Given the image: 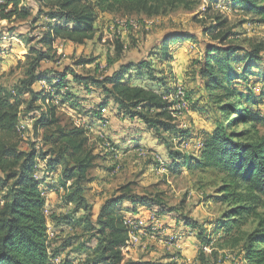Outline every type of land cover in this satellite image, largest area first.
Here are the masks:
<instances>
[{
    "label": "trees",
    "instance_id": "16d2710c",
    "mask_svg": "<svg viewBox=\"0 0 264 264\" xmlns=\"http://www.w3.org/2000/svg\"><path fill=\"white\" fill-rule=\"evenodd\" d=\"M0 1L3 3L0 5V21L12 24L30 16V10L19 7L21 0ZM38 1L41 9L33 23H38L43 31L39 41L42 49L29 50L35 57L29 63L26 79L20 80L11 91L0 87V191L5 192L0 209V264H55L54 259L58 258V264H154L143 260L125 261L122 250L128 237L124 218H144L141 215L143 212H154L160 219L165 214L163 208H154L152 201L133 195L127 186H123L103 202L94 221H89L92 217L91 205L85 198L82 183L88 182L96 157L87 149V131L75 126L68 131L59 127L56 117L59 107L74 109L77 114L81 112L89 121L100 122V127L109 125V120L103 115V110L109 109L112 117L134 124V128L129 129L132 135L121 138L127 149H141L136 143L138 135L150 133L167 151L170 169H213L224 174L228 184L221 189L219 200L226 203L229 209L221 224L220 219L215 221V232L232 231L235 226L247 223L251 215H256L260 206L264 207V137L244 140L249 131L236 132L240 123L249 124L251 128L264 123V116L257 109L258 103L244 106L233 87V84L247 83L258 66L256 70L264 76L261 45L248 53L235 46H204L195 81L197 93L212 109V129L192 139L188 131H177L172 124L170 105L164 99L174 92V88L169 87L167 78L152 65L154 60L160 64L172 63L169 45L193 39L194 35L190 33L163 35L147 57L123 61L102 79L83 77L69 69L52 74L38 71L41 62L50 60L49 52L57 40L74 45L92 40L96 34L99 11L158 0ZM207 1L240 11L258 24H264V0ZM212 29L213 40H225L226 34L215 33L216 26ZM7 31L13 33L14 29ZM122 50L123 46L118 43L120 58ZM2 53L1 60L10 58L8 53ZM92 62L79 61L76 65ZM238 68L241 73H236ZM41 81L52 88L50 92L31 89ZM218 91L221 92L218 94ZM28 96H31V101L26 103ZM233 99L237 101L229 102ZM214 101L218 111L214 109ZM34 102H40L43 108L35 125L56 127L52 143L59 145L60 149L46 162L44 172L40 161H45L46 153L40 154L33 146L29 151H21L16 143L20 120L18 108L24 104L30 107ZM27 116L22 118H32ZM36 128L34 126V131ZM105 140L114 149L120 148V143L108 138ZM169 142L178 146L191 144L192 147L201 144V148L187 156L172 151ZM58 171H61L58 185L64 191L63 205L71 207L62 218L55 213L46 214V199L40 190L47 173ZM79 214L84 217L78 219ZM84 220L88 222L86 229ZM178 220L184 227L197 230L202 242L200 251L209 247L211 241L206 238L203 227ZM80 227L91 233L87 243L73 248L69 242L52 249L51 232L64 233L66 229L72 232ZM241 264H264L263 217L246 239Z\"/></svg>",
    "mask_w": 264,
    "mask_h": 264
},
{
    "label": "rangeland",
    "instance_id": "374dc122",
    "mask_svg": "<svg viewBox=\"0 0 264 264\" xmlns=\"http://www.w3.org/2000/svg\"><path fill=\"white\" fill-rule=\"evenodd\" d=\"M2 4L0 1V5ZM219 5L225 10L219 9ZM19 7L30 10L28 19L14 21L12 24L0 21V56L3 55L2 52L9 53L12 50L9 59L0 58V87L9 91L13 90L20 80L26 79L29 63L35 57L29 53V50L42 49L39 41L43 31L38 27V23H33L41 9L39 1L21 0ZM215 26V33L226 34L225 40H213L211 33ZM95 27V37L83 45L57 40L49 52L50 60L41 62L38 71L52 74L69 69L83 77L102 79L123 61H137L147 57L163 35L171 32L190 33L194 35L193 39L169 45L173 64H160L154 60L152 65L167 78L169 87L174 88L178 85L183 89V100L169 98L164 100L170 105L172 124L176 130L188 131L192 139L212 129V109L208 108L201 95L197 93L195 81L204 46H235L241 47L242 51L248 53L257 45H261L263 51L260 56L264 65V24H258L250 16L231 10L225 5H212L207 0L141 1L137 4L99 11ZM11 28L14 29L13 33L7 31ZM118 43L123 46L121 58L117 54ZM79 61L93 62L76 65ZM258 67L256 69H259ZM256 69L254 74L249 76L247 83L233 84V87L240 95L239 100L244 106L256 102L259 106L257 109L264 116V76ZM236 73H241V70L236 69ZM32 88L36 91L48 92L52 89L44 81L35 83ZM220 92L218 91V94ZM27 99L26 103H29L31 96ZM235 100L237 101L233 99L229 102ZM213 105L217 110L218 105L215 101ZM42 110L40 102H34L30 107L28 104L19 106L20 120L16 143L21 151H29L33 146L40 154L46 153L45 161H40L44 172L47 168L44 166L46 162L60 149L59 145L52 143L53 137H56V127L35 125L39 121L38 113ZM75 112L76 110L68 107H59L56 115L59 127L66 131L73 129L78 116L83 118L81 112L78 116ZM27 114L32 118L29 120L22 118L28 117ZM34 126H37L36 131ZM21 127L24 129L21 130ZM244 131H249L244 140L264 137V123L256 125L255 128L240 123L236 132ZM100 135L103 134H98L95 130H87V149L96 157L94 167L88 174V182L82 183L85 188V198L91 205L92 217L89 221H94L99 208L107 198L115 195L119 188L127 186L133 195L152 201L154 208L162 207L165 214L172 213L183 222L190 221L203 227L207 233L206 238L211 241L207 252L200 251L201 239L197 235V230L192 229L196 239L195 257L187 258L181 246L175 240H170L171 236L162 233L165 227L162 226L161 230L148 228L147 237L142 239L139 245L123 253L125 261L143 260L154 264L242 263V251L246 239L255 231L261 217L264 218V207L260 206L256 210V215H251L247 223L235 226L232 231L215 232L217 224L215 221L220 219L221 224L224 214L229 209L226 203L219 200L222 195L221 189L228 184L224 174L213 169L161 168L158 162L161 154L147 148L130 150L122 155L115 154V149L111 145L107 146L108 141H104ZM171 144L172 151H179L187 156H191L195 151L191 144L181 146L175 142ZM161 148L166 153L165 148L163 146ZM141 152L145 153L143 158ZM116 167H119L118 171L115 170ZM59 173L60 177L61 171ZM4 195L5 192L0 191V209L4 204ZM63 195V190L55 192L54 198L56 197L57 204H54V209H48L47 215L55 213L62 218L68 214L71 207H64ZM80 217L84 216L77 215L78 219ZM83 222L86 229L88 222L85 220ZM209 223L212 224L209 226ZM90 234L81 227L72 232L66 229L64 233L51 236L52 249L69 242L75 248L80 243H87Z\"/></svg>",
    "mask_w": 264,
    "mask_h": 264
},
{
    "label": "crops",
    "instance_id": "0c3cea01",
    "mask_svg": "<svg viewBox=\"0 0 264 264\" xmlns=\"http://www.w3.org/2000/svg\"><path fill=\"white\" fill-rule=\"evenodd\" d=\"M11 53H12V50L8 53V55L10 56ZM89 97H92V95H90ZM103 111H105V113H103L104 118H107L109 120V125H108L109 127H107V124L106 126L100 127V124H99L100 122L95 123V121H89L87 117L82 118L78 116L77 112H75V114H77L78 120L74 122V126L76 127V123L79 121L82 124V127L80 128H83L85 131H87L88 129L95 130L98 134L102 133L105 138H108L109 140L120 143V148L115 149V154L118 153L122 155V154L128 153L127 151L132 150V148L127 149V145L122 144L121 138L123 136H126L127 134H130L129 129L134 128V124H130L127 121L117 120L116 118L112 117L111 113L109 112L110 111L109 109H105ZM138 137L139 138L136 139V143L140 145L141 149L147 148L148 150L157 151L161 154L160 156L161 158L159 157L162 161L161 162L162 165H160L161 168L167 169L170 167L167 163V159H168L167 151L165 153V151L162 150L161 146L157 143V141L152 137L150 133H141L138 135ZM196 146L193 147L195 150H197ZM122 148H125V149H122ZM133 150H136V149H133ZM115 170L118 171L119 167H116ZM59 174H60L59 171L53 174L47 173V175L45 176L46 178H44V182L41 185L40 190H41L42 195L46 199L47 213H48V209L50 208L54 209L53 208L54 204H57L56 197L54 198L55 192H59V191L61 192L62 190V188H60L57 183L58 178H60ZM149 213H152V212H143L141 215L144 218H146ZM175 217L176 216H174V214L172 215L171 213H166V214L161 215L160 219H158L159 226L156 228L158 230L159 229L161 230L162 226L165 227V230L162 231V233L165 235L167 234L169 237L171 236L170 239L175 237V242H177V244L181 246V249L184 250L183 252L186 255V257L194 258L195 257L194 248L196 246L194 230H191L188 227H184L182 223L178 220V218L177 217L175 218ZM57 234L58 233H56V235ZM52 235H54L53 232H51V236ZM57 260H59V263H60V258H58Z\"/></svg>",
    "mask_w": 264,
    "mask_h": 264
},
{
    "label": "built area",
    "instance_id": "2783aa9c",
    "mask_svg": "<svg viewBox=\"0 0 264 264\" xmlns=\"http://www.w3.org/2000/svg\"><path fill=\"white\" fill-rule=\"evenodd\" d=\"M218 8L221 10H225L224 7H222L221 5H219ZM167 98H169L170 100L181 101L184 98V91L181 87L177 85L176 87H174V92L170 94L169 96L165 97V99ZM103 113H105V111H103ZM76 127L80 128L82 127V124L78 121L76 123ZM23 129L24 128L21 127V130ZM100 137L105 141V138L103 135H100ZM107 146L109 145L107 144ZM200 148H201V144H197L196 149H200ZM140 155L143 158L145 156V153L141 152ZM158 162L160 163V165H162L161 159H159ZM46 214H47V211H46ZM124 226L127 229L128 238H127L126 246L122 250L123 253L127 252L131 247L139 245L141 240L147 237L148 228L149 230L157 229L156 227L159 226V220L156 214L152 212V213H149L146 218H135V219L134 218L133 219L124 218ZM171 239L174 241L175 237ZM202 250L204 252H207L209 250V247H204L202 248ZM54 263L58 264L59 260L55 259Z\"/></svg>",
    "mask_w": 264,
    "mask_h": 264
}]
</instances>
